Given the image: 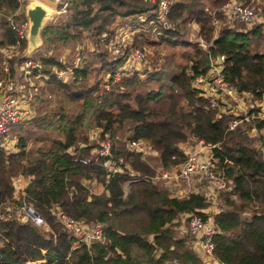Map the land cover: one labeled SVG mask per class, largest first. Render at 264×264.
I'll list each match as a JSON object with an SVG mask.
<instances>
[{
	"label": "trees",
	"instance_id": "trees-1",
	"mask_svg": "<svg viewBox=\"0 0 264 264\" xmlns=\"http://www.w3.org/2000/svg\"><path fill=\"white\" fill-rule=\"evenodd\" d=\"M64 1L65 13L47 20L39 32L38 47L25 50L27 42L21 40V52L7 60V71L0 66V81L5 82L27 52L28 58L43 65L45 75L50 76L53 67L70 66L72 72L66 83L45 80L58 97L56 105L41 107L14 124L10 129L13 144L8 148L0 145V264L37 259L43 264H201L192 242L186 245L191 235L183 234L190 215L203 220L212 217L216 263L210 264H264V161L259 149L251 147L242 134L253 121L229 130L227 124L234 117L227 113L230 109L221 104L220 112L208 108L193 85V79L204 75L211 61L222 57L226 64L222 75L243 92L244 103L264 94V52L253 50L250 40L259 39L264 26L254 24L244 33L220 26L213 35L214 18L219 19L220 7L227 0H175L166 25L159 26L158 39H165L169 46L183 42L184 24L192 22L206 49L197 42L187 44L191 50L182 53L184 65L178 70L160 67L145 78L134 71L111 82L122 60H113L107 49L95 48L97 41H91L102 35L111 38L118 27L134 24L141 14L150 12L149 17H154L155 4L150 0ZM20 6L19 0H0V48L17 40L4 16L17 12L15 20L25 19ZM145 35L141 36L147 39ZM132 39L134 42L135 35ZM78 46L81 55L72 67L71 57ZM65 50L68 56L59 62ZM106 79L109 90L103 91ZM42 97L35 94L31 105ZM63 99L76 108L65 109ZM93 129L99 130L98 139L104 133L109 135L107 158L95 159L91 152L97 140L88 141L86 133ZM122 132L143 140L156 155L142 161L126 152L121 146ZM194 139L215 144L217 170L231 184L219 194L222 210L209 212L214 204L197 188L178 197L163 181H133L129 174V169L148 176L155 167L178 169L184 157L181 146ZM78 158L88 161L81 164ZM117 158L127 168L107 171V159L116 162ZM19 176L25 178V185L13 196V180ZM91 180L102 186L101 192L92 193L84 184ZM10 201L13 206L7 211L26 204L44 227L28 216L26 221L8 216L4 208ZM58 211L85 226H101L100 237L73 248L72 234L56 220Z\"/></svg>",
	"mask_w": 264,
	"mask_h": 264
},
{
	"label": "built area",
	"instance_id": "built-area-1",
	"mask_svg": "<svg viewBox=\"0 0 264 264\" xmlns=\"http://www.w3.org/2000/svg\"><path fill=\"white\" fill-rule=\"evenodd\" d=\"M19 1H21L20 7L22 10L25 9L26 5L31 3L40 4L47 10L49 14L48 20H54L55 16L64 14L67 8V4L64 0ZM150 1L156 6L154 17L147 19L144 16H138L137 23L129 27L131 33H133L134 30H144L146 28L153 32L157 28V24L166 25L169 18L170 7L174 4L175 0ZM258 10L259 8L249 1L244 3L241 0H227L220 7L221 14L228 19L227 22L232 21L244 24H250L254 20ZM15 16H17V12L4 16L5 22L9 28L16 32L17 40L11 46L0 48V66L3 72L7 71V60L21 52L19 51V42L21 40L26 41L27 37V18L15 20ZM160 25H158V27ZM115 33L112 38L107 39L106 35H102L100 38L91 41L94 43L97 40L100 45H103V47L111 53L113 60L116 58L122 60L121 65L114 70L111 82L117 81L122 76L132 75L134 71H137L136 66L144 59L143 50L134 45L132 37L135 33L131 36L127 34L124 40ZM105 38L106 40H104ZM87 40L90 41V38H87ZM79 49L80 46L76 47L75 53L71 58L72 67L76 65L80 58L81 53ZM67 53L68 50H65L64 53L58 57V61L61 62L64 60ZM217 59L222 61V57ZM216 62L217 61H211L207 72L193 79V85L198 89L202 98L206 100L208 108L219 111V104H221V106L226 105V107L230 109L227 113L239 116V118H233L228 122L229 130L234 129L241 121H253V126L243 130L242 134L247 137L259 135V141L255 147L259 149L260 157L264 161V94L258 98H261L259 101H255L258 99H253L251 103H244L243 92H240L233 82L224 79L221 73L222 65H217ZM42 67L43 65L38 60H33L26 56L22 63L17 66L19 74H17V71H14V74L5 82L0 81V145L5 146L4 141L14 124L24 119L29 110H31V114L33 113L31 107L25 111L21 104L23 103L24 105L30 106L33 94L38 91L40 87L44 86L45 80L54 78L60 82L66 83L71 78L72 72L70 66L64 68L53 67L50 76L42 73ZM33 77L38 78V84L32 82ZM103 84V91L109 90L110 82L108 79L104 80ZM24 90L27 92L23 93ZM47 97L50 98L51 96L47 94ZM27 101H29V103ZM245 107L251 108V111L241 114L239 111H244ZM99 133L97 129L88 130L86 133V139L88 141L93 142L97 140L96 144L91 149L95 159L99 157L107 158L110 155L109 135L108 133H104L103 137L98 139ZM123 143L126 151L139 156L142 161H149L150 158L156 155V152L139 138H130L126 136L123 138ZM11 145L12 144H9V146L5 147L8 148ZM214 147L215 145L213 144H206L201 139H195L193 142L186 143L182 146L184 157L179 163L176 172L170 169L155 167L152 176L137 174L130 169L129 174L133 181L141 180L145 182L149 179L158 182L168 177H175L184 184L180 193L178 192V196L188 194V192L191 191L190 188H192L190 186L197 185L200 188L198 192L202 193L209 200H213L217 197L218 192L225 191L230 187L229 182L223 177V173L216 168V158L212 151ZM68 151L72 154L70 149ZM75 160V158H72V161ZM77 161L81 164H86L88 160L78 158ZM124 163L122 158H117L116 162L107 159L104 166H108L107 171L113 173L115 171H120L122 166L127 168ZM91 182L92 181H84V184L92 192ZM11 206H13V203L10 201L8 202V207H6V209L4 208V212H6L8 216L13 214L21 221H26L28 216L36 224L39 225V223H41L39 216L34 219L26 212V210L30 208L28 205L22 204L21 206H15L12 211H7ZM56 220L66 232L72 234L74 238L72 244L73 248L81 244L89 245L101 235V226H85L79 221L68 217L61 211L57 212ZM214 227L215 226L210 220H201L195 215L189 216L187 231L194 238L192 246L198 251L197 256L201 264H210L211 260H215L213 254ZM42 263L43 260L39 262L37 260H26L22 264Z\"/></svg>",
	"mask_w": 264,
	"mask_h": 264
},
{
	"label": "rangeland",
	"instance_id": "rangeland-1",
	"mask_svg": "<svg viewBox=\"0 0 264 264\" xmlns=\"http://www.w3.org/2000/svg\"><path fill=\"white\" fill-rule=\"evenodd\" d=\"M149 13L148 14H141V16H144L147 19L153 18V17H149ZM262 13H263V9L261 8L260 14H262ZM136 23H137V18L135 20V23L132 25H135ZM251 23L250 24H244V23L232 22V21L226 23L227 25L232 26V27H226L224 25L219 24L217 27H214L213 35L217 34L216 28H218L220 26H224L225 28L237 29L238 31L244 33L249 28L250 29L252 28ZM132 25L126 24L124 26L118 27L115 34H117L120 38H122L124 40V38L127 34L131 36L133 33H135L136 39H134V45L142 47L144 49V52H145L144 59L136 66L137 71L140 74L141 78H145L146 77L145 75L147 73L152 72L153 70H156L160 67H165L167 69H169V67H173L175 70H178V67L181 64L184 65V63H183L184 58L182 56V53L183 52H189L191 50L190 46H187V44L197 42L201 48L206 49V46L202 43V41L200 39L199 40L197 39L196 34H195L198 30L197 25L192 23V22H190V23L186 22L184 24L183 31H182L183 36L181 38L185 41L176 43L174 46L167 45L165 42V39H163V40L158 39V35L161 34V30H159V27H158V25H160V24H157V28L153 32L146 28L144 30H134V32L131 33V30H129V27ZM143 34H146L145 36H147V39H144L141 36ZM150 39L152 41H149ZM135 40H136V42H135ZM250 40L252 43L253 50L264 52V32L262 33L261 37L259 39H257L256 41H254L253 38H251ZM97 47L105 48V47H103V45H100L98 43V41L96 42L95 48H97ZM92 48H94V47H92ZM86 49H89V47ZM92 50L93 49H91V51ZM110 56H111V54H110ZM0 65H1V63H0ZM32 82L37 84V78H33ZM103 85L104 84L101 85L102 88H103ZM152 86L156 87V84L153 82ZM45 88L46 87L39 89L40 94H44L45 98H41V101L39 103H33L31 105L33 113L31 114L30 113L31 110H29V112L25 115L24 118H28V116H31V115L33 116L35 114L36 110L42 109L44 106L46 107V106H55L56 105L58 97H56L51 92V90L49 88H47V90ZM26 92L27 91L25 90L23 93H26ZM46 94H49L51 97L50 98L46 97ZM256 99H258V98H256ZM259 100H261V98L258 100H255V101H259ZM27 102L29 103V101H27ZM21 105H23V110H25V111L30 108L29 105H24L23 103ZM62 106L67 110H72V109L76 108L75 103L69 102L66 99L62 100ZM250 111H251V108L245 107L244 111H239V112H241V114H243V112H250ZM126 136H127L126 132H122V138H121V146L122 147H124L123 146L124 145L123 138ZM13 140H14V135L12 132L11 133L9 132L7 138L4 141V145L9 146V144H13ZM246 140L252 146H256L258 144V141H259V135L254 136V137H247L246 136ZM126 152H129V151H126ZM17 183L19 184L18 181H17ZM18 187H19V185H18ZM169 189H173V188H169ZM175 193H177V191ZM222 193H224V192H222ZM183 195H186V194H182L181 196H183ZM232 198L234 200H236L235 197H232ZM213 200L216 201V203L212 208H210L209 212L212 213L214 211L222 210L224 208L222 206V203L219 202L220 201L219 195L217 198H215ZM253 208H254V206H253ZM19 216L21 217L22 215H19ZM183 234H188L186 232V229H185ZM192 239H193L192 236H189L188 239L186 240V245H189V244L191 245ZM40 260H42V259H38L37 261L39 262ZM213 262H214V260H211V263H213Z\"/></svg>",
	"mask_w": 264,
	"mask_h": 264
},
{
	"label": "crops",
	"instance_id": "crops-1",
	"mask_svg": "<svg viewBox=\"0 0 264 264\" xmlns=\"http://www.w3.org/2000/svg\"><path fill=\"white\" fill-rule=\"evenodd\" d=\"M241 1L244 3L249 1L251 4H253L259 8V10L256 13L254 20L251 23V25H252L251 27H253L254 24L259 25V26H263L264 25V0H241ZM261 8L263 9V13H262L263 15L260 14ZM227 20L228 19L220 13L219 19L214 18V21H215L214 26L217 27L220 24V25H224L226 27H232V26H229L226 24ZM216 29H218V28H216ZM26 50H28V49L26 48ZM24 53L26 54V56H28L27 52H24ZM14 71H17V74H19L17 66L14 67ZM45 87H46L45 89L47 90L48 86L46 85ZM170 170L175 171V172L177 171V169H174V168H171ZM17 181L19 182V184L17 183ZM13 183L15 186V194H17L24 187L25 178H23L21 176L16 177V178H14ZM163 183H164V186H166V188H168V189L169 188H173V189L174 188H178V189L182 188V182L175 177L165 178V179H163ZM18 185H19V187H18ZM91 187H92L91 189L93 190L92 191L93 193H99L102 190V186L96 182H93V181L91 182ZM190 187H192L194 189L197 188V191L200 190V188L198 186H195V185L194 186L191 185Z\"/></svg>",
	"mask_w": 264,
	"mask_h": 264
},
{
	"label": "water",
	"instance_id": "water-1",
	"mask_svg": "<svg viewBox=\"0 0 264 264\" xmlns=\"http://www.w3.org/2000/svg\"><path fill=\"white\" fill-rule=\"evenodd\" d=\"M24 14L28 21L26 37L27 49L34 50L38 47L40 43L39 32L41 28L45 26L49 14L43 6L36 3L26 5L24 9ZM218 64L220 63L218 62ZM26 212L31 216V218L35 219L38 217V215L30 208H28ZM39 225L43 227L42 223H39Z\"/></svg>",
	"mask_w": 264,
	"mask_h": 264
},
{
	"label": "clouds",
	"instance_id": "clouds-1",
	"mask_svg": "<svg viewBox=\"0 0 264 264\" xmlns=\"http://www.w3.org/2000/svg\"><path fill=\"white\" fill-rule=\"evenodd\" d=\"M24 16H25V14H24ZM64 53V52H63ZM68 53H69V51H68ZM68 53L65 55V58H67V56H68ZM72 58V57H71ZM216 63L218 64V62L220 63V64H218V65H222V68L226 65L225 63H223V58H222V61L221 60H218V59H216ZM207 72V71H206ZM221 73H222V69H221ZM33 78H35V77H33ZM32 78V79H33ZM25 84H26V82H25ZM37 84H38V78H37ZM45 85H46V83H44V86H42V87H40V88H43V87H45ZM39 88V89H40ZM239 90V89H238ZM25 91V90H24ZM35 94H40V92H39V90L38 91H36L34 94H33V96H32V99L34 98V96H35ZM43 95V97L42 98H45V96H44V94H42ZM46 97H47V94H46ZM31 99V100H32ZM206 106H207V103H206ZM30 107H31V101H30ZM208 107V106H207ZM31 109H32V107H31ZM234 115V117L233 118H239V116H237V115H235V114H233ZM232 118V119H233ZM232 119H230V120H232ZM229 120V121H230ZM244 121H241V122H239L238 124H241V123H243ZM237 124V125H238ZM227 126H228V124H227ZM250 128V127H249ZM249 128H245V129H249ZM235 129V128H234ZM245 129H243V130H245ZM233 130V129H232ZM245 136V135H244ZM245 138H246V136H245ZM195 140V139H194ZM204 142V141H203ZM248 142V141H247ZM205 143V142H204ZM213 145H215V144H213ZM250 146L251 147H255V146H252L251 144H250ZM124 148V147H123ZM215 148V147H214ZM181 150H182V146H181ZM263 161V160H262ZM217 168V167H216ZM171 169V168H170ZM224 175V174H223ZM227 180V179H226ZM91 181H94V180H91ZM228 181V180H227ZM95 182V181H94ZM229 182V181H228ZM14 184V183H13ZM229 184H230V182H229ZM14 188H15V186H14ZM231 188V184H230V187L228 188V190ZM178 190V191H177ZM228 190H225V191H221V192H226V191H228ZM173 191L174 192H176L177 191V193H176V195L178 196V192L180 193V191H181V189H178V188H174L173 189ZM14 190H13V196H15V195H17V194H15L14 195ZM221 192H218V194H217V197H218V195L221 193ZM93 193V192H92ZM198 193H200V192H198ZM201 195H203L202 193H200ZM204 196V195H203ZM178 197H181V196H178ZM216 197V198H217ZM204 198L206 199V200H208L209 202H211L212 204H214L215 205V203H216V201H214V200H209L208 198H206L205 196H204ZM195 216H197V215H195ZM199 217V216H198ZM200 218V217H199ZM201 220H203L202 218H200ZM205 221L206 220H210L211 222L213 221L212 220V217L211 216H208L206 219H204ZM213 223V222H212ZM214 225V224H213ZM42 227V226H41ZM44 227V226H43ZM215 228V227H214ZM186 232H188V231H186ZM215 232H216V230H215ZM215 234V233H214ZM214 237V236H213ZM38 260V259H37ZM44 262V261H43ZM43 264V263H42Z\"/></svg>",
	"mask_w": 264,
	"mask_h": 264
}]
</instances>
